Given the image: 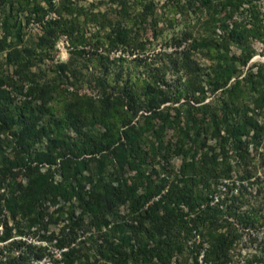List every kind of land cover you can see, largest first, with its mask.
<instances>
[{"label":"trees","instance_id":"1","mask_svg":"<svg viewBox=\"0 0 264 264\" xmlns=\"http://www.w3.org/2000/svg\"><path fill=\"white\" fill-rule=\"evenodd\" d=\"M257 1L165 0L160 14L156 15L154 0H148L143 4V11L155 13L154 27L168 12L170 16L163 19L169 25L176 21L175 14L184 20L192 21L194 18L196 34L186 30L181 36H172L173 47L177 48L182 42L185 44L181 50L166 54L164 58L167 56V59L160 66L150 65L146 55L131 58L134 66H140V75L127 70L124 72V57L113 59L112 65L118 61V68L111 76L108 64L104 65L102 76L95 77L97 91L89 95L79 93L77 89L70 90L67 86L59 88V84L43 80L44 71L38 65L41 58L36 49L48 54L64 34L72 46V53L82 54L88 36L80 26L94 22L100 29L106 24L99 19L100 13L77 7L68 0H0V31L4 33L0 36V56L4 54V60L0 62V122L7 127L18 126L19 130L13 134L23 150V157L11 163L10 167L2 168L0 179L7 177L22 187L11 198L9 209L12 217L21 214L23 232L36 226L45 228L48 222H57L61 217L66 224L55 239L57 248L61 250L62 264H72L78 258L74 242L81 237L96 246L94 255L99 258L95 257L90 264L99 260L110 264L138 261L143 264H171L172 255L182 249V242L178 240L181 231L183 240L188 241L201 234L196 226L202 224L208 227V238L201 263L231 264L234 247L228 234L232 237L238 230L233 224L237 221L242 227L251 228L259 217L254 210L241 214L233 211L234 220H229L231 214L222 215L218 205L210 204V194L215 190L205 183L210 178L230 179L232 169L226 161V143L231 142L234 148H238L243 135L251 130H264V120L248 114L242 103L247 89H257L263 98L264 66L242 74L238 65L251 58L249 36L264 42V18ZM117 2L122 7V15L126 16L127 0ZM48 13L54 16H46ZM139 13L137 15L143 16ZM80 16L83 20H79ZM21 17L25 18L27 26L31 21L33 25L40 26L36 36L28 34L25 37ZM228 19L232 21L228 22ZM127 20L132 21V18ZM107 24L108 31L100 35L96 30L90 37L114 48L133 47L144 53L145 43L133 36L128 24H121V20ZM217 29L222 32L218 34L215 32ZM8 34H13L14 38H7ZM230 45L241 49L239 57L230 54ZM1 66L12 68L6 73ZM33 67L37 68L35 72L31 71ZM65 68V63H59L54 71L63 72ZM169 68L181 74L170 81L166 77ZM15 93L22 95L19 103H13L17 98ZM52 101L61 103L59 111L49 104ZM170 110L173 111L172 118ZM182 118L187 132L179 134L178 146L188 139L192 146L187 151L192 149L195 152L204 146L220 150L210 160L196 159L192 153L190 160L185 156L179 178L162 193L164 182H154L145 174L147 134L152 133L159 138L157 144L151 143V151H155L158 145L162 147L159 133L163 127L172 123L171 119L179 122ZM157 120L161 121L160 124ZM95 125L100 129L91 130ZM188 129L193 134L188 133ZM65 131H71L74 136L64 135ZM209 138L216 142L205 144ZM42 139L45 149L37 153L38 158L35 156V159L38 163L33 164L31 147ZM42 162L48 163L45 170L40 168L39 163ZM52 163L60 169L59 181L53 178ZM109 165L113 167L115 177L112 173L109 178L104 174ZM127 166L135 169L136 174L124 175L123 168ZM84 170L88 173L84 174ZM17 174L25 179L24 183L17 180ZM232 185L233 182L224 186L225 193L231 194L230 207L239 200L232 192ZM140 187L142 191L138 193ZM239 192L243 194L246 191L239 189ZM155 196L158 197L153 200ZM59 199L69 207L64 210L60 206L54 210L56 213L49 212L48 209ZM73 200L80 207L78 214L72 206ZM146 203L145 216H140L137 222L134 220L136 224L129 226L131 235L127 234L119 224V206L127 204L133 216ZM46 215L49 218L45 220ZM144 218L151 219V225L144 226ZM4 226L6 229L0 232V242L11 238L7 225ZM221 228H225L223 232ZM95 229L101 231L95 235ZM86 232L87 236L84 235ZM41 237V240L45 239ZM132 239L143 246L134 250L130 247ZM144 239L152 241L151 245L148 246ZM14 243L21 246L23 252L20 249L14 253ZM197 253L194 264L199 262ZM0 255V264H32L45 255V248L13 239L0 247ZM84 262L88 263V257ZM256 263L260 262L255 259L244 261V264Z\"/></svg>","mask_w":264,"mask_h":264},{"label":"rangeland","instance_id":"2","mask_svg":"<svg viewBox=\"0 0 264 264\" xmlns=\"http://www.w3.org/2000/svg\"><path fill=\"white\" fill-rule=\"evenodd\" d=\"M72 2L77 7H85L91 9L93 12L100 13V20L102 22L105 21L106 24L101 26L99 29V24L94 22H88L82 24L80 29L85 31L88 40L84 45L82 54H73L72 46L66 35L62 34L57 40L55 47L49 51V53L43 52L41 49H36V54L41 61L38 62L40 68L44 71L43 80H49L50 82H54L55 84H59V88L68 87L70 90H76L79 93L85 94H95L96 88L95 86V77L102 76V67L108 64V68H110V75L112 76L114 71L118 68L119 62L116 61L112 65L111 61L113 59H118L120 56L124 57L126 61L123 62L124 72L125 70L133 72L135 75H140L141 68L140 66H134L131 62V58L134 56H149L152 66H160L162 62H164L166 58L164 56L167 54H171L172 51L181 50L185 44L182 42L180 46L177 48L173 47L171 44L172 36H181L184 31L191 30L192 34H196V29L194 25L195 19L192 21L184 20V18L175 14L176 21L169 25L166 23V16H170L168 12L162 15L157 21L156 26L153 25V18H155V13L151 11H143V4H146L148 0H127L128 13L126 16H123L121 13L122 7L118 4L119 0H68ZM156 7L155 12L156 15L161 12V5L165 0H154ZM258 5L260 7L261 15L264 18V0H258ZM143 11V12H142ZM140 12V13H139ZM143 14L137 15V14ZM52 13H48L46 16H50ZM201 14V13H200ZM204 16V15H202ZM132 18V21H128L127 18ZM160 17V16H159ZM156 17V18H159ZM79 20H83V16L79 17ZM116 20H121V24H128L132 28V34L134 37L138 38V40L145 43L144 53L135 49L133 47L129 49H124L123 47H111L106 43H101L96 37H90L92 32H96V30L100 31V35L104 32L108 31L109 25L107 23H114ZM21 24L23 26V33L25 37L31 34L36 36L38 33V26L34 25H25V18H20ZM231 22V19L227 20ZM215 32L218 34L222 31L217 29ZM22 33V34H23ZM0 36H4V33L0 31ZM7 38H14V35H6ZM248 42L251 46V58L247 60L245 63L239 62V69L244 74L247 70L256 71L258 66H264V42L260 39L253 38L251 36L248 37ZM230 54L236 57H239L241 54V49L235 45H230ZM170 58V57H168ZM4 54L0 56V62H3ZM109 61V62H107ZM59 63H65L66 68L65 71H54L55 65ZM2 69L7 73L12 66H1ZM113 67V68H112ZM36 67L31 68L32 72L36 71ZM181 74L180 72H174L171 68L166 70V77L171 81L176 78L177 75ZM142 76V75H141ZM110 83L113 84V80H110ZM250 85V84H249ZM264 92V89H263ZM17 98L13 101V103H19V98L22 96L20 93L16 94ZM209 98L207 97L206 100ZM205 100V101H206ZM242 103L245 105V110L248 114L253 116L258 120H264V96L260 98L257 89H247V92L243 96ZM50 105H54L57 111L62 107L61 103L58 101H52L49 103ZM177 105V104H174ZM173 111L170 110V118H172ZM138 118V117H137ZM183 118L180 119L179 122L177 120L172 121L170 124H166L163 127L162 132L159 133L160 139H162V147L155 145L157 149L155 151H151V143L154 142L157 144V138L154 134L148 133L147 139L145 142L144 148L148 151V160L147 164H145V174H147L152 181L154 182H164L165 188L162 190V193L166 191L168 185L171 182L177 181L180 176V167L182 165V160L186 156L188 160H190V154H194L196 159L210 160L211 157L216 156L220 149L216 147V149H208L204 146L202 149H199L194 152V150H188V147L192 146V142L188 139L183 143L182 146H178L176 141L178 140L179 134L182 132H187V128L182 125ZM160 124V120L156 121ZM177 123L179 125L176 127ZM91 128V127H88ZM99 125H95L91 128V130L97 131L99 130ZM18 126L14 125L12 127H7L6 124L0 122V178H1V170L6 166H11V163H14L19 157H23V150L17 143V138L13 134V132H17ZM193 134L191 129H188V133ZM74 136L71 131H65L64 135ZM216 141L212 138H209L205 144H214ZM228 152L226 153V161L230 163L232 171L230 172V179L220 178L213 179L210 178L205 183L209 185L211 189L215 191L210 194L212 197V201L210 200V204L218 205V209L222 211V215H229V220H234L233 211L241 214L244 212H251L252 210L257 213L259 219L257 224L253 227H242L241 223L235 222L233 227H237L236 234L231 235L228 234V237L232 238V247L234 250L231 252L233 255V262L231 264H244V261L247 259H255L260 263L256 264H264V130L256 131L251 130L248 134L242 136V142L238 148H234L231 142L225 144ZM234 148V149H233ZM44 140L42 139L40 142L36 143L31 147V156L34 158V162L38 163V159H35V156L38 152L44 151ZM3 154V155H2ZM37 157V156H36ZM38 158V157H37ZM225 158V157H224ZM221 160V159H220ZM41 170H45L48 167V163L42 162L39 163ZM51 170H53V178L55 181H59L61 179L60 169L52 163ZM57 164V163H56ZM227 164V162H226ZM13 167V166H12ZM17 167V166H16ZM15 168V167H14ZM124 175H135V169H131L125 167ZM113 167L110 165L106 167L104 174L108 178L115 175L113 174ZM88 171L84 170V174H87ZM115 173V172H114ZM17 180H21L23 183L25 179L21 178L19 174L16 175ZM231 180V181H230ZM232 192L239 200L233 203V207H230L231 203L230 193H225L224 186L228 185V183H232ZM231 186V185H230ZM20 186L12 183L9 178L4 177L0 179V232L4 231L5 226L7 225V229H9L11 238H9L5 242H0V247L4 246L5 243L11 242L13 239L15 241H23L25 240L27 243L32 242L38 246H43L45 248V255L39 259L32 261V264H62L61 263V250L56 246L55 236L61 232L62 226H65V222L60 219L57 222H48L46 227H33L30 229L31 231L23 232V218H21V214L17 213L15 217H12L11 210L9 209L11 198L15 197L19 191H21ZM239 189H242L246 192L240 194ZM142 191V188H138V193ZM158 196L153 197L152 199H157ZM217 198V200L215 199ZM151 202V200L149 201ZM148 202V203H149ZM72 206L75 208L76 214L80 212V207L75 200H73ZM146 203L144 206H141L137 212L131 216L129 213L127 204H122L119 206V224L123 225L126 229V233L131 235L132 229H129V226L135 225L136 222L140 219V216H145L144 210ZM64 200L59 199L58 203L48 210L49 212L57 211V207L63 206L64 210L69 207L68 204H65ZM228 205V209L226 210ZM183 207V205H181ZM56 213V212H55ZM139 214V215H138ZM49 216H45V220L48 219ZM145 223L144 226L151 225V219L144 218ZM85 220H89L85 218ZM136 222H135V221ZM150 221V222H149ZM238 223V224H237ZM207 228L206 225L200 224L196 226V230H200L201 234L194 235L188 241L183 240V231L178 235V240L182 242V249L179 253L172 255L171 264H194V255L197 253V257L203 251V248L207 246ZM225 228H221L223 232ZM103 230V228H102ZM101 231V230H100ZM100 231L94 230V234L99 233ZM88 232L84 235L87 236ZM196 234V233H195ZM41 236H44V240H41ZM148 246L151 245L152 241H146ZM77 247V256L80 258H76L72 264H90L93 262L95 256L96 246L94 243H90L88 240L83 239V237L79 238L74 242ZM131 248L137 250V248L143 246L141 243H136L135 239L131 240ZM194 245V249L192 248ZM23 246V245H22ZM128 250H130L129 248ZM14 253H18L21 246L18 244H13L12 246ZM64 250V249H63ZM23 252V250H22ZM1 256V255H0ZM88 257V263L84 261ZM99 258V257H98ZM94 264H110L109 262H104L102 260L94 262ZM129 264H143V262L129 263ZM147 264V263H145ZM198 264H203L198 262Z\"/></svg>","mask_w":264,"mask_h":264},{"label":"built area","instance_id":"3","mask_svg":"<svg viewBox=\"0 0 264 264\" xmlns=\"http://www.w3.org/2000/svg\"><path fill=\"white\" fill-rule=\"evenodd\" d=\"M50 16H54V14L52 13ZM29 25H33V22L31 21L30 23H29ZM39 28H38V31H39V29H40V26L38 25V24H36ZM224 190H225V187H224ZM211 197V196H210ZM212 198V197H211ZM216 200H217V198H215ZM211 201H212V199H211ZM184 207V206H183ZM185 209V208H184ZM202 256H203V253L201 252V254L199 255V257H198V260H199V262H202Z\"/></svg>","mask_w":264,"mask_h":264}]
</instances>
